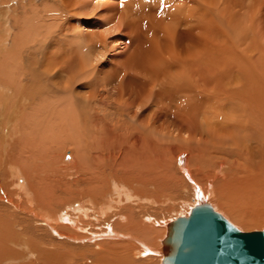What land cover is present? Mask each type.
I'll list each match as a JSON object with an SVG mask.
<instances>
[{
  "label": "rangeland",
  "instance_id": "1",
  "mask_svg": "<svg viewBox=\"0 0 264 264\" xmlns=\"http://www.w3.org/2000/svg\"><path fill=\"white\" fill-rule=\"evenodd\" d=\"M59 1L61 0H38L32 4L31 0H0V154L5 150L3 152L8 155V161L19 165L20 169L26 170L34 180L39 182L34 189L39 190L41 193V200L49 192V196L52 199L51 202L55 203L49 206L40 201L44 210L50 214L52 213L56 221L59 217H63L61 212L63 214H72L76 217V224L68 229L69 227L63 223L65 220L60 221L59 227L53 226L57 233L55 234L41 220L39 223L38 219L28 213L14 210L8 203L0 201V212L8 215V218H5L8 220V251L10 253L8 254V264H120L125 259H130L134 264H162V253L142 256L143 248L135 247L136 244H139L134 243L133 245L132 241H139L142 245L144 244L143 246L155 252L162 250V242L166 237L168 224L179 217H189L191 210L200 204V202H197L193 184L201 191L210 184L211 196L204 202L211 204L218 213L241 231H264V222L249 224V222H244L241 219L243 215L248 216L250 214L249 191L245 182L241 181L242 183L239 184L240 182L235 180L234 174L236 175V172L234 171L248 164L245 159L238 156L241 152L238 146L233 144L234 140L230 139V137L228 138L231 132L228 125L230 126L231 120H234L233 117L237 113L235 111L233 116V109L240 103L235 101V99L238 100L244 93H248L249 97H251L250 102L258 101L264 104V85H262L264 84V78H262L264 77V0H66L65 8L70 7L66 8V10L71 11L70 14L74 15L70 16L69 13H67L69 15H66L67 18L70 16L72 28L79 27L82 22H85L93 27V31L99 33L97 34L99 36L100 33L105 35L109 26L112 27L113 24L116 25L118 22L120 25L122 24V32L120 34L123 37L121 36L118 40L112 37L105 39L104 53L106 56L103 60L110 62L107 63V70L112 69L116 62V65H119L125 60V56L134 53L135 50L139 52L138 48L142 47V51L153 50L154 42L160 52L167 54L172 50L174 57L177 56L183 62L186 60L184 62V71L190 86L196 85L193 84L195 80L196 82L199 81L197 85L200 86L198 90V98L200 100L196 99V102H191V100L189 102L190 105H188L190 106L188 108L189 112L185 118H187L188 124L191 125L189 128L186 125H182L179 119H176L178 118L175 116L176 108L178 107L177 102L170 98L168 100L167 97L162 100V98H159L160 95L157 96L159 89H153L154 91L152 90L153 92L149 96L151 99H142L143 106L147 104L144 102H152L150 110L154 121L153 134L150 138L152 141V163L150 162L147 165L145 160L142 159L141 163L143 162L146 165L141 164L140 161L137 164L134 162L135 158L133 156L130 157L132 154L123 157L122 155L124 154L122 153L118 160L119 164L122 163L120 170L117 169L115 173L108 169L106 173L99 177L96 175L97 170L92 169L88 163L83 165L85 168L83 173L85 174L75 176V167H78L80 162L70 164L68 163L70 161H62V155H60L61 152L63 153L61 150L62 146L58 142L64 141L65 146H68L70 138L69 136L60 135L61 131L58 130L65 126V121L73 122L74 107L69 105L68 111L67 106L62 105V112H60L59 118L55 120L59 124L47 122L48 124H43L45 128L41 126L40 134L35 135L34 131L29 128L27 120H29L31 114L42 108L44 104L41 105V103L45 102H41L38 99L34 100V98L27 96L28 101L25 103L26 106L23 107L22 113L19 114L18 121L14 122V125H8V109L10 108L7 105L17 102L19 100L17 97L20 96L19 94H16L17 97L13 95L19 91L25 93L30 89L33 72L42 68V71H46L49 67L52 69L51 66H59L58 64L64 59L57 53L55 55L44 54L38 41L35 44L30 43L25 46L27 37L31 39L30 34H35L31 32V29L27 30L25 23L28 19L33 24H36L33 30H37V34H41V36L47 33L46 29L41 27L43 23L48 26L54 24L56 26L52 27H57L56 29L63 27L67 23L63 19L60 20V18L57 21L46 18L50 13L53 14V17H56L51 10L60 11L62 5ZM155 4L157 6H154ZM62 10L67 12L64 9ZM39 13L46 21L43 20L42 22ZM58 13L61 14L60 12ZM33 16L34 20L32 19ZM111 16L112 18L114 17L115 21L107 26V18H111ZM147 30H152L153 37L145 45L143 36ZM132 33H136L134 36L137 38L131 41L132 37L130 39L127 35ZM26 34L27 36H25ZM114 34H119V32ZM23 40L25 41L24 43ZM45 41V45L49 43V40ZM194 60H198L197 63L201 62L195 64ZM10 72L12 74L16 72L20 74L16 73L19 76L16 77V83L8 82V74L11 75ZM92 77H89L91 81ZM241 77L243 78L242 80H240ZM255 78H262L260 80L263 83L258 79L254 80ZM257 80L262 84L257 83ZM18 84L20 87H18ZM241 84L244 87L239 86ZM258 89H263V91L259 90L260 92L262 91L261 95ZM88 92V89H77L72 96L68 95L73 102H77L78 100L83 101L82 98L84 99L86 95L88 97ZM193 95H188L189 99H192L191 96ZM62 97H66V95L62 93ZM194 104H196V109L193 107ZM140 107L132 108L130 110L131 114L124 109L119 116H109V122L123 120L125 123H129L127 125L130 126V123L133 122L134 113H141ZM230 108L231 111H229ZM67 112L69 113L67 114ZM51 119L54 118L51 116ZM176 121L178 124L175 123ZM206 123L212 124L208 127L212 132L203 133L200 131L202 124L204 126ZM220 124H223L224 129L219 130L218 126ZM54 128L56 129L54 130ZM58 134L62 137H59ZM30 136H32V140ZM42 136L43 138H41ZM209 140H214V144L217 146L210 143ZM221 140L223 142L221 145L224 144L222 149L226 150H222L219 147L218 144ZM208 142L210 143V148L207 150L210 152L205 148V144ZM213 146L215 149H213ZM53 149H56V152ZM51 150L53 153H51ZM219 150L222 151L221 157L227 160V164L221 171L222 173H219L220 175L222 174L221 177L223 179L218 176L210 182L205 178V174L215 175L213 173L216 165L213 164L220 157ZM250 150L253 151V147H249ZM57 151L60 152V163L65 168L61 167L60 163H58L60 166L56 163L59 160ZM74 151V147L70 146L67 147L65 154L66 156L72 153L74 155ZM55 153L56 155L53 158L52 155ZM93 155L95 154L93 153L91 156ZM180 156H184L183 166L180 165ZM255 156L259 157V154ZM211 157L212 159H210ZM255 160H251L249 163H252L251 165L258 172L261 170L263 173L264 165L257 169L258 164L255 166L254 163L259 162L260 164L261 161ZM52 164L54 167L58 166L56 167L58 171L56 168L54 169ZM4 168L0 165V182L2 180L1 170ZM243 174L244 172L241 173V176H244ZM148 176L153 180L149 179ZM92 177L95 178L93 179ZM145 177H148V179ZM20 178H22L23 184L25 183V188H29L28 191L34 190L29 187L26 178ZM91 178L94 181L92 180L89 183ZM190 179L192 180L190 181ZM88 186L91 188L100 187L103 190L102 194L106 197H102L100 202L106 203L109 201L110 203L108 202V204L112 206L107 208L108 212L105 210L107 214L104 212L103 215H100L99 211L97 212L98 214L94 212L93 210H98L101 205H95L94 202L89 201L86 204V208L84 207L89 210L88 217H84L79 213L75 215V210H67L68 206H77L78 203L76 202L82 199L81 197H76V195L74 196V191L77 189L81 192L83 188H88ZM82 193L84 194L83 191ZM34 194L35 192L30 195L33 196ZM84 195H87V191ZM246 195H248V201L245 199ZM26 199L27 197L23 196V201ZM70 200L71 202L69 203L68 201ZM62 203L64 204L62 205ZM85 203L87 201L81 202L84 206ZM87 205L90 206L87 208ZM0 226L3 227L1 224ZM138 229L142 230L138 231ZM85 230L88 231L86 232ZM4 231H6V228L0 229V237L5 236L4 233L6 232ZM90 233L102 235V239L94 238L90 236ZM144 233L147 235H144ZM58 234H65L66 236ZM120 247H124L128 258L123 255L124 253H118L122 251V248L121 251L120 249L117 250ZM114 251L117 253L115 252V254ZM116 255H118L117 258Z\"/></svg>",
  "mask_w": 264,
  "mask_h": 264
},
{
  "label": "bare ground",
  "instance_id": "2",
  "mask_svg": "<svg viewBox=\"0 0 264 264\" xmlns=\"http://www.w3.org/2000/svg\"><path fill=\"white\" fill-rule=\"evenodd\" d=\"M37 1L38 0H31V3L34 4ZM56 1H58V0H56ZM59 2L61 3L62 6L60 5L61 9H60V11L59 10H57V11L60 12L61 14H59L57 11L52 9L51 11L54 12L56 17H53V14L47 11L50 14L48 16H46V18L53 19L54 21H57L60 18V20L63 19V21H65L67 23L63 27H60L59 29H56L57 27L56 28L52 27V26H56L54 24L52 26L49 25L50 26L49 27L48 25H44V23H43L41 27H44L46 29L45 31L47 33H45L44 36H41V34H37V32H36L37 30H33V27L36 24H33L31 22V20L28 19V21H26V23H25L27 30L31 29L32 30L31 32H33L35 34H30L31 39H29V37H27L28 39L26 40L25 46H27L30 43L35 44V42L38 41L40 44V48L42 49L41 51H43L44 54L49 53V54L55 55L57 53L61 56L62 59L64 58L63 60L61 59L62 64L61 63L58 64L59 66H57L55 64L56 65L55 67L51 66L52 69H50V67H49V69L46 68L47 69L46 71L45 70L42 71V69H43L42 68V69L36 70V72H33L34 74H33L32 79H31L32 85L30 84V89L28 91H26L25 93H21L20 91L18 93L16 92L15 95H13V96L15 97L16 94L17 95L19 94L20 96H18V97L16 96L17 99H19V100L17 102L10 103V105H7L10 108V109H8L9 110L8 119H7L8 125H10V124L14 125L15 124L14 122L18 121L19 114L22 113L23 107L26 106L25 103L28 101L26 98L27 96L34 98V100L38 99L41 102L44 101L46 103V104L41 103V105L44 104V105H42L43 107L39 108V110L35 111L34 114H31L29 120H27L29 128H31V130L34 131L35 135L40 134L41 126L44 127L43 124L46 125L47 122H49V123L56 122L55 120L59 118L60 112H62V110H61L62 105H66L67 110L70 108V106H72V107H74L73 108L74 111L72 110L74 113L73 122L72 123L67 122V121L64 122L63 120H61L62 122H64L65 126L63 125L64 127L61 126L62 128L60 130H58V129L57 130L61 131L60 135H64L65 137L69 136V138H70L68 140L69 141L68 146H65L64 141L58 142L62 146V147L60 146L61 150L63 151V153L61 152V154H60V155H62V159H63L62 161H64V162L66 160L70 161V162H68L70 164L80 162L79 163L80 165L78 167H75V169H76V172H74L75 176H82L85 174V173H83L85 170L83 165L84 164L86 165L87 163L89 165H91L92 169L97 170L96 175L98 177L101 176L103 173H106V171H108V169L112 170L113 172L116 173L117 169L121 168V166H122L121 165L122 163L119 164V162H118V160L120 159L119 157H121L120 154H122V153L124 154V155H122L123 157L124 156L126 157V155L128 156V154H130V155L132 154L130 157L133 156V158H135L134 162H136L137 164L139 161L141 163L142 159H144L145 163L147 165H149V163L151 162V156H153V155H151L152 154V141L150 139L152 134H153L152 129H153V122H154L153 116L150 114L152 102H150V103L144 102V103H147L148 105L144 104V106H143V100L142 99H145V98L151 99L149 97V96H151V92L154 91L153 89L158 88L159 90L157 91V96L160 95L159 98H162V100H164L167 97L168 100L170 98V99L174 100L175 102H177L176 104L178 107L176 108L177 111L175 113V116L178 118H176V119L177 120L179 119L180 122L182 123V125H186V127L189 128V127H191V125L188 124L189 122L187 121V118H185V117H186V114L189 112L188 111V108L190 107V106H188V105H190L189 102L191 100H192L191 102H194L196 99H199L198 98V96H199L198 90H199L200 86L197 85V83L199 84V81L196 82V80H195V83H193V84H196V85L190 86V84L187 80V75L185 74V71H184V62L186 60L183 59L184 60V62H183L182 59L178 58L177 56L174 57L172 50H171V52H169L167 54L160 52L158 50L157 45L154 42H153V46H152L153 50L142 51L141 50L142 47L138 48L139 52H136V50H135L134 53H131V54L125 56V60L122 61L119 65H116V63H117L116 62L115 66L112 69L107 70V68H106V66H108L107 63H110V62L103 60V58L106 56L104 53V49L106 46L105 39L107 40V38L112 37V38H116L118 40L119 38H121V36L123 37V35L120 34L122 32V27H121L122 24L120 25L118 22V24H116V25L113 24L112 27L109 26V29L105 33V35L100 33L99 36L97 35L99 33L94 32L93 27H91L90 25H88L85 22H82L79 27L72 28L73 25H70L71 19L69 17L74 16V15L70 14L71 11L66 10V8H70L69 6L65 8L66 0H61ZM152 4H153V2H152ZM154 6H157V5L155 4ZM159 8H160V6H159ZM56 9H58V8H56ZM62 9H64L67 12H63ZM47 10H49V9H47ZM76 10L78 11L77 8H76ZM125 12H127V11H125ZM145 12H147V11H145ZM67 13L70 14V16L68 18L66 15H69V14H67ZM39 15H40V18L42 19V22H43V20L46 21V19L42 18V15L40 13H39ZM77 15H78V12H77ZM128 17H131V16H128ZM32 19L34 20V16ZM107 19H106L108 22L107 26L111 25L115 21L114 17L112 18V16H111V18H107ZM118 21H119V19H118ZM125 27H126V25H125ZM128 28H130V27H128ZM89 30H91V31H89ZM115 32H119V34H114ZM134 35H136V33H132L130 35H127V37L130 39L132 37V39H131V41H132L133 39L137 38ZM25 36H27V34ZM137 36L139 37L138 34H137ZM151 37H153L152 36V30L145 31V34L143 36V38L145 40L144 41L145 45H146V42L148 43V41L151 39ZM45 40H49V43L46 45H45V42H46ZM24 42L25 41L23 40V43ZM197 61L194 60L195 64H199L201 62L200 61L199 63H197ZM47 63H48V61H47ZM11 65H13V64H11ZM109 66H110V64H109ZM12 68H15V67H12ZM16 70H17V68H16ZM8 71H9V69H8ZM16 73H14V74L11 73V75L8 74V82L9 83H16L17 82L16 77H19V76H17L18 73L17 74ZM250 74L252 75V73H250ZM250 74H249V76H250ZM18 75H20V74H18ZM258 75H256V76L258 77ZM91 76H93L92 81L89 79V77H91ZM258 78H255L254 80H256ZM262 78H264V77H262ZM262 78H260V79H262ZM242 79L243 78L241 77L240 80H242ZM260 79H258V80H260ZM260 82H262V80H260ZM260 82L258 81L257 83L260 84ZM20 83H22V81H20ZM245 84H243V85H245ZM22 85H21V87H22ZM260 85H258V86L260 87ZM262 85H264V84H262ZM239 86L244 87V86H242V84ZM18 87H20V85ZM18 87H16V88H18ZM27 87L29 88V86H27ZM245 87H247V86H245ZM77 89H88L89 90L88 97L86 95V97H84V99L82 98L83 101L78 100L79 102L78 101L73 102V100L69 98L68 94H70V96H72ZM213 89H214V87H213ZM259 90L263 91V89H258V91ZM11 91H12V89H11ZM262 91L261 92L259 91L260 95L262 94ZM237 92H239V91L237 90ZM62 93L64 95H66V97H62ZM190 94H194L193 96H191L192 99H189V97H188V95H190ZM8 95H9V93H8ZM252 97H253V95H252ZM250 98L251 97H249L248 93H246V94L244 93V95L239 97L238 100L235 99V101L240 102V103L238 104V106H235L236 107L235 109H233L232 115L234 116L235 111H237V113H236V116L233 117L234 120H231L232 124L230 123V126L228 125V128L231 131L228 138L230 137V139L234 140L233 144L235 146H238V149L241 152V153L239 152L240 154L238 156H241L240 158L245 159V162L248 164L246 166L245 165L242 166L239 169L237 168L234 171V172H236V175L234 174V176L236 178L235 180H238V182H240L239 184H241L242 182L243 183L245 182V185L248 187V189L247 188L246 189L249 191L248 195H249V203L251 206V210H250V214L248 216L243 215L242 216L243 218H241V219L244 222H249V224H252V223H258V222H264V215H263L264 214V207H263L264 206V203H263L264 202V200H263V197H264V172L262 173L261 170H260V172H258V170H256L253 167V165H251L252 163H249L251 160L254 161L255 159H257V160L261 161L260 164H259V162L254 163L255 166H256V164H258V166L256 167L257 169H260L261 167H263L261 165H264V104H261L258 101H257L258 103L256 101L250 102ZM263 99H264V97H263ZM168 100H165V101H168ZM199 100H197V101H199ZM259 100H261V99H259ZM255 102H256V104H255ZM149 104H151V105H149ZM137 106H138V108L141 106L139 109V110H141V113L140 114L138 112L134 113V115L132 117L133 122L130 123V126L127 125L129 123H125V121H123V120H119L116 122L114 121L111 123L109 122V118H110L109 116H116V115L119 116V115H121V113H123L122 111H124V109H125V111L130 113V110H132V108H135ZM145 106H147V107H145ZM169 107H171V106L169 105ZM193 107H195L194 109H196L197 108L196 104H194ZM64 110H66V109H64ZM148 110H149V112H148ZM229 111H231V108L229 109ZM68 113L69 112H67V114ZM190 113H191V111H190ZM51 116L54 119H51ZM49 120H51V121H49ZM110 120H112V119H110ZM115 120H116V118H115ZM175 123H177V121ZM57 124H59V123H57ZM211 125L209 123H206L204 126H203V124H202V126L200 125L201 126L200 131L203 133L204 132L206 133L208 131L212 132L210 129H208V127H210ZM53 127H55V126H53ZM218 127H219V130L224 129L223 124H220ZM55 129L56 128H54V130ZM10 133H11V130H10ZM58 136H59V134H58ZM30 137L32 140V136H30ZM47 137H48V135H47ZM59 137H62V136H59ZM92 137H93V139H91ZM41 138H43V136ZM54 141H55V139H54ZM209 142L214 144V140L213 141L209 140ZM209 142L205 144L206 150L210 148ZM221 143H223L222 140L218 145L222 149L223 148L222 145H224V144L221 145ZM214 145L217 146L216 144H214ZM70 146L74 147V149H75L74 155L72 153V154H69L68 156H66V154H65L66 149H67V147H70ZM55 147H58V146H55ZM249 147L250 148L253 147L254 150L253 151L250 150L251 151L250 152ZM213 149H215V147ZM222 150H226V149H222ZM3 151H5V150H3ZM3 151L0 154V157H1L0 165L5 167V168L3 170H1L2 171V180L0 182V201L8 203L12 207V209H14V210H19V211H23L25 213H28L29 215L33 216L35 219H38L39 223L41 220V222H43L46 226H48V228L52 232H55V234H57V233L54 230L53 226L59 227L60 221L65 220V222H63V223L66 224L67 227H69L68 229H70V227L75 226L76 217L73 216L72 214H66V213L63 214L61 212V215L63 217H61V218L59 217V219L57 220L58 222H57L56 218L54 219V215H52V213L50 214L49 212L44 210V207L40 203V201L42 203L44 202L45 205L47 204L49 206L52 205V203L53 204L55 203V202H51L52 199L49 196V192H47L48 194L46 193L47 194L46 197H43L41 200L40 199L41 193L39 192V190L34 189V187L37 186V184L39 182L37 180H34L26 170L24 171V169H20L19 165H17L14 162L8 161V157H7L8 155H6V152L4 153ZM53 151L56 152V149H53ZM53 151L51 153H53ZM207 151H209V150H207ZM216 151H217V149H216ZM218 152L220 154V157L217 159V161H215V164H213V165H216L215 170L213 168V170H214L213 174H215L216 176L215 175L211 176L209 173L205 174V178H207V180H209L210 182H212V180H214L218 176L221 177L222 174L220 175L219 173L223 170V167L227 164V160H225V158L223 159V157H221L222 151L219 150ZM242 152H243V154H242ZM59 153L60 152H58V154H57L58 157L60 156ZM93 153L95 155L91 156ZM214 153H215V151H214ZM216 154L218 155V153H216ZM256 154H259V157H256L255 156ZM55 155H56V153L52 155L53 158ZM209 155H210V153H209ZM223 156H226V155H223ZM75 157H76V159H75ZM212 157L210 159H212ZM53 158H51V159L54 161ZM60 158L61 157H59L58 162H56L57 165H59L58 163H60ZM258 158H260V159H258ZM179 161H180V165L183 166L184 165V156H180ZM213 161H214V159H213ZM255 162H256V160H255ZM145 163L143 164V162H142L141 164L146 165ZM209 164H210V162H209ZM57 165H56V167H58ZM52 166H53V164H52ZM233 166H231V167H233ZM56 167H54V169ZM61 167H63L62 164H61ZM67 167H66V169H67ZM63 168H65V167H63ZM147 168H149V167H147ZM132 169H133V167H132ZM56 170H57V168H56ZM137 170H138V168H137ZM242 172H244V174H243L244 176H241ZM248 173H250L252 175H249ZM113 175H116V174H113ZM188 175H186V176H188ZM89 176H90V173H89ZM20 177H23L24 179L26 178L27 182L29 184V187H31L35 191L34 190H32L31 192L28 191L29 188L28 189L25 188V185H24L25 183L23 184L22 178H20ZM138 177H140V176H138ZM148 177L147 178L145 177V178L148 179ZM150 177H149V179H152ZM188 177H186V178H188ZM92 178L90 179L91 181L89 183H91L95 177L93 179ZM95 180H97V179H95ZM191 180L192 179H190V181ZM238 182H237V184H238ZM76 183L78 184V182H76ZM83 185H84V183H83ZM90 186H88V188H85V189L83 188V190H82L84 192V194L87 191V195H84L82 193V191L80 192L77 189L74 191V196L76 195V197H78V198L81 197L82 199L80 201L77 200L78 202H76V203H78V205L75 203L77 206L70 207L67 205L68 211L69 210H72V211L75 210L74 211L75 215L77 213H79V214L83 215L84 217H88L89 210L85 209V208H86V204H88L89 202H92V203L94 202L95 205L96 204L101 205V207L98 210H93L96 213L99 211L100 215H103L105 210H107V208L112 207L111 205L108 204L109 201L106 203H104V202L102 203V201L100 202L102 197H106L102 194L103 190L100 189V187L99 188H97V187L91 188ZM192 186L194 187V189L196 191L197 202L198 203L200 202V204H198V205H202V203H205L204 201L207 200L209 198V196H211L210 184L207 186L206 189H203L202 191L198 187H196L194 184ZM38 188H39V186H38ZM33 192H35V194L33 196H31L30 194H33ZM67 192L71 193L70 191H67ZM67 192H66V194H67ZM248 195L245 196V199L247 201H248ZM23 196L27 197V199L25 201H23ZM84 201H87V203H85V206L81 204V202L83 203ZM68 202L70 203L71 200ZM64 203H62V205ZM88 206H90V205H87V208H88ZM211 207L213 208L212 205H211ZM213 210L216 213H218L214 208H213ZM106 212H108V210ZM190 214H191V212H190ZM94 215H95V213H94ZM241 215H239V216L241 217ZM7 216L8 215H6V213L0 212V224L3 225L4 228H6V231H4V232H6V233H4L5 236L0 237V245H3V246H0V264H8V261H9L8 254H10V253L8 251V224H7L8 220L5 219V218H8ZM80 217H82V216H80ZM78 219H79V217H78ZM185 225L186 224H177V228H179V229L176 230L175 236H173V238L176 240V242H175L176 247L180 249V250L177 249L178 250L177 252L179 254H182L179 257L183 258L185 260V262H187V261H191L192 253L189 250L188 246H186L188 244V242H187V239H185V237H184V233L186 232ZM3 227L0 226V229H2ZM168 227H169V224L167 226L166 236L168 235V232H169ZM141 230L142 229H140V230L138 229V231H141ZM1 232L3 233L2 230H1ZM143 232H144V229H143ZM145 234L146 233H144V235ZM58 235H61V234H58ZM61 236H66V235L62 234ZM90 236H93L94 238H101L102 235H96V234L94 235V233L93 234L90 233ZM135 241L136 240L132 241L133 245H134V243L139 244V245L136 244L135 247H142L143 248V251L141 253L142 256L143 255L149 256L148 254H152V253H162L163 258H164L163 242H162V250L155 252V251H152L151 249H149L148 247L143 246L144 244L142 245V243H140L139 241H136V242ZM109 244H111V243H109ZM110 246H112V245H110ZM121 248H122V251H121ZM119 249L121 252H118V253H121V254L124 253L123 255L125 257L128 256L125 253L126 250L124 249V247L117 248V250H119ZM115 252L116 251H114V253ZM117 256L118 255H116V258H117ZM142 258H144V257H142ZM120 264H134V263L130 259H127V260L125 259V260L121 261Z\"/></svg>",
  "mask_w": 264,
  "mask_h": 264
},
{
  "label": "water",
  "instance_id": "3",
  "mask_svg": "<svg viewBox=\"0 0 264 264\" xmlns=\"http://www.w3.org/2000/svg\"><path fill=\"white\" fill-rule=\"evenodd\" d=\"M177 224H186L191 261L185 262L177 252L173 238ZM168 229L162 264H264V231L242 232L210 204L195 206L189 217L177 218Z\"/></svg>",
  "mask_w": 264,
  "mask_h": 264
}]
</instances>
